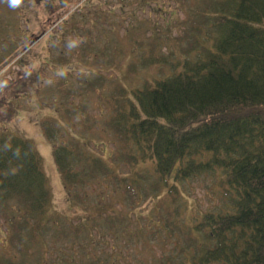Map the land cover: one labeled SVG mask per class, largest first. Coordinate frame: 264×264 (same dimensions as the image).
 <instances>
[{"label": "trees", "instance_id": "16d2710c", "mask_svg": "<svg viewBox=\"0 0 264 264\" xmlns=\"http://www.w3.org/2000/svg\"><path fill=\"white\" fill-rule=\"evenodd\" d=\"M49 11L51 21L67 14ZM183 25L181 35L167 37V55L147 45L144 65L162 78L99 98L107 110L100 130L64 140L61 118L43 124L67 200L87 215L79 227L52 212L33 142L0 136V213L22 257L0 264H84L81 255L95 256L89 264H115L124 255L133 264H264V0H199ZM80 120L96 123L85 113ZM91 131L112 144L108 159L90 150ZM199 178L211 183L219 205L188 222L176 204L183 185ZM87 189L99 190L93 201ZM112 197L128 215L149 199L155 204L132 223L110 215ZM142 252L149 258L139 262ZM53 253L58 262L47 258Z\"/></svg>", "mask_w": 264, "mask_h": 264}, {"label": "rangeland", "instance_id": "374dc122", "mask_svg": "<svg viewBox=\"0 0 264 264\" xmlns=\"http://www.w3.org/2000/svg\"><path fill=\"white\" fill-rule=\"evenodd\" d=\"M198 2L19 0L13 7L12 0H0V115L5 118H0V136L18 135L33 142L43 161L52 212L68 226L79 227L87 215L83 208L73 206L67 200L53 160V147L44 136L43 124L50 118H61L64 129L59 137L64 136V140L70 138L68 133L74 137L82 136L86 128L100 130L103 117L107 115L103 102L115 94L116 87L128 91L139 89L143 83L164 76V73L158 75V68L144 65L151 59L147 45L151 42L167 55L172 46L167 37L182 34L183 24L187 17L194 15ZM50 8L67 11V14L59 21L55 18L51 21ZM137 40L143 42L139 48L133 45ZM100 97L103 102L99 101ZM81 113L90 114L96 123H82ZM68 119L73 121L69 123ZM87 136L90 150L108 159L112 144H108L100 133L96 136L91 131ZM183 186V200L176 206L188 222L201 219L219 205L218 195L209 188L212 185L207 180L193 179ZM98 192V189H87L85 194L93 201ZM112 201L114 208L109 210L110 215L126 216L132 223L136 220L134 213L146 215L155 204L149 199L128 215L122 210L120 198L112 197ZM7 214L12 217L11 212ZM8 232L10 234V223L0 213V259L21 261L22 257L10 247ZM109 240V236L104 238V241ZM54 242L58 246L57 241ZM122 244L123 241L118 240L112 247L118 249ZM170 248L167 243V252ZM107 250L109 253L111 248ZM148 254L142 252L139 262L147 260ZM52 256L58 262L54 253L47 258ZM94 257L81 255L78 261L89 264L95 262ZM126 258L124 255L115 264H133ZM28 262L35 263L34 259Z\"/></svg>", "mask_w": 264, "mask_h": 264}, {"label": "clouds", "instance_id": "9594fccd", "mask_svg": "<svg viewBox=\"0 0 264 264\" xmlns=\"http://www.w3.org/2000/svg\"><path fill=\"white\" fill-rule=\"evenodd\" d=\"M19 3V0H12V6L15 7Z\"/></svg>", "mask_w": 264, "mask_h": 264}]
</instances>
